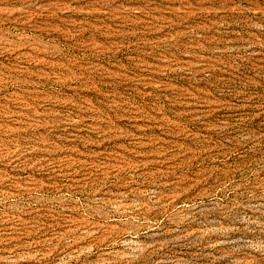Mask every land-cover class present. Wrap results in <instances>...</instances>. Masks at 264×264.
<instances>
[{
  "label": "rangeland",
  "instance_id": "1",
  "mask_svg": "<svg viewBox=\"0 0 264 264\" xmlns=\"http://www.w3.org/2000/svg\"><path fill=\"white\" fill-rule=\"evenodd\" d=\"M0 264H264V0H0Z\"/></svg>",
  "mask_w": 264,
  "mask_h": 264
}]
</instances>
